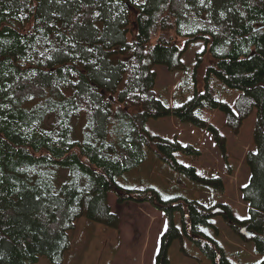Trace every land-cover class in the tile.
<instances>
[{
    "label": "trees",
    "instance_id": "trees-1",
    "mask_svg": "<svg viewBox=\"0 0 264 264\" xmlns=\"http://www.w3.org/2000/svg\"><path fill=\"white\" fill-rule=\"evenodd\" d=\"M179 39L205 41L195 73L197 83L204 70L205 91L170 107L157 97L154 67L186 70ZM213 79L240 91L236 110L218 99ZM254 109L257 150L246 156L251 179L242 188L250 217L234 228L245 225L264 256V0H0V264H64L82 218L118 229L114 190L120 204H151L167 216L156 264H168L185 235L212 264H233L202 231L211 208L118 179L151 153L198 179L176 153L200 151L150 134L151 118L210 130L224 153L211 114L225 112L238 132Z\"/></svg>",
    "mask_w": 264,
    "mask_h": 264
},
{
    "label": "rangeland",
    "instance_id": "rangeland-1",
    "mask_svg": "<svg viewBox=\"0 0 264 264\" xmlns=\"http://www.w3.org/2000/svg\"><path fill=\"white\" fill-rule=\"evenodd\" d=\"M178 45L185 49L182 60L186 70L171 71L163 65L154 67L157 75L155 92L170 107L181 106L192 100L196 87L201 93L205 91L203 69L198 82L195 81L196 70L201 64L199 58L203 57L206 48L205 41L200 39L186 44L185 39H179ZM212 84L219 90L221 97L219 95L218 99L236 110L240 91L227 88L218 79H213ZM257 120V109H254L240 130L235 132L228 126L225 112L214 111L211 124L226 138V151L223 153L210 130L201 129L174 116L151 118L147 124L150 134L179 141L186 147L192 145L200 151L201 154L196 157L176 153L182 165L195 168L198 179L172 169L151 153L144 164L119 178L118 183L127 188L152 187L164 200L184 198L211 208V224L204 226L202 231L218 241L233 264L260 263L264 256L255 249L252 233L240 234L241 230L236 231L234 228L236 220L250 217L242 188L251 179L246 156L257 150ZM215 179H220L222 186L216 185L213 182ZM120 195L123 193L116 190L109 194L111 210L120 219L118 229L87 218L79 219L75 230L70 233L72 246L66 253L64 264H156L162 237L168 229L167 216L151 204H120ZM176 223L181 227L179 215H176ZM239 225L241 228L245 226ZM168 260V264H212L186 235L173 241ZM38 264L52 263L47 257H41Z\"/></svg>",
    "mask_w": 264,
    "mask_h": 264
},
{
    "label": "water",
    "instance_id": "water-1",
    "mask_svg": "<svg viewBox=\"0 0 264 264\" xmlns=\"http://www.w3.org/2000/svg\"><path fill=\"white\" fill-rule=\"evenodd\" d=\"M110 100L114 101L112 98H110ZM241 233H246V228H242Z\"/></svg>",
    "mask_w": 264,
    "mask_h": 264
},
{
    "label": "bare ground",
    "instance_id": "bare-ground-1",
    "mask_svg": "<svg viewBox=\"0 0 264 264\" xmlns=\"http://www.w3.org/2000/svg\"><path fill=\"white\" fill-rule=\"evenodd\" d=\"M243 228H246V227L244 226ZM240 230H242V228H241ZM247 232H248L249 234L252 233V232H250L249 230L246 229V233H247ZM240 234H244V235H245V233H241V231H240Z\"/></svg>",
    "mask_w": 264,
    "mask_h": 264
}]
</instances>
